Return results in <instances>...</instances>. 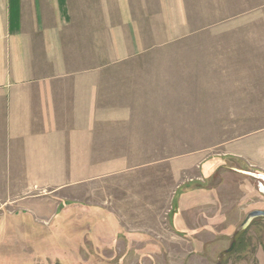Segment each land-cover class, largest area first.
Masks as SVG:
<instances>
[{
    "label": "rangeland",
    "instance_id": "1",
    "mask_svg": "<svg viewBox=\"0 0 264 264\" xmlns=\"http://www.w3.org/2000/svg\"><path fill=\"white\" fill-rule=\"evenodd\" d=\"M175 13L174 67L114 94L96 162L0 177V264H264V220L235 236L264 207V0Z\"/></svg>",
    "mask_w": 264,
    "mask_h": 264
},
{
    "label": "crops",
    "instance_id": "2",
    "mask_svg": "<svg viewBox=\"0 0 264 264\" xmlns=\"http://www.w3.org/2000/svg\"><path fill=\"white\" fill-rule=\"evenodd\" d=\"M176 10L177 0H0V172L10 173L0 177H65L58 164L96 162L100 132L114 131L98 116L127 113L114 94L143 92L147 71L156 82L174 67L161 54L177 44Z\"/></svg>",
    "mask_w": 264,
    "mask_h": 264
},
{
    "label": "water",
    "instance_id": "3",
    "mask_svg": "<svg viewBox=\"0 0 264 264\" xmlns=\"http://www.w3.org/2000/svg\"><path fill=\"white\" fill-rule=\"evenodd\" d=\"M258 216H264V210L255 209V210H251L250 212H248L243 222L240 225L241 226L240 229H243L249 223V221H251L253 218L258 217Z\"/></svg>",
    "mask_w": 264,
    "mask_h": 264
},
{
    "label": "flooded vegetation",
    "instance_id": "4",
    "mask_svg": "<svg viewBox=\"0 0 264 264\" xmlns=\"http://www.w3.org/2000/svg\"><path fill=\"white\" fill-rule=\"evenodd\" d=\"M256 209H258V210H264V207H263V208H256ZM254 210H255V209H254ZM253 219H261V220H264V216H258V217H255V218H253ZM253 219H252V220H253ZM243 231H244V229H240V230H238V231L236 232L235 236L241 234ZM234 244L236 245L237 242L234 241Z\"/></svg>",
    "mask_w": 264,
    "mask_h": 264
}]
</instances>
